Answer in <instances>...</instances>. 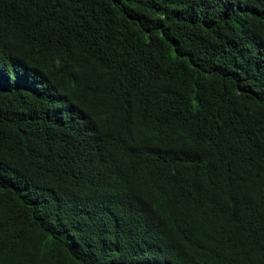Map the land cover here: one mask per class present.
I'll return each instance as SVG.
<instances>
[{"label": "trees", "instance_id": "16d2710c", "mask_svg": "<svg viewBox=\"0 0 264 264\" xmlns=\"http://www.w3.org/2000/svg\"><path fill=\"white\" fill-rule=\"evenodd\" d=\"M0 264H264V0H0Z\"/></svg>", "mask_w": 264, "mask_h": 264}]
</instances>
